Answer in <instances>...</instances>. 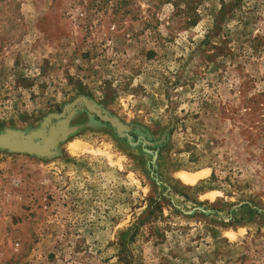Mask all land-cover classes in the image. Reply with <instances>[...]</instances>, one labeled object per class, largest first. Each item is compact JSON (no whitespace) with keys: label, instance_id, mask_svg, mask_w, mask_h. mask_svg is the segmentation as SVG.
I'll list each match as a JSON object with an SVG mask.
<instances>
[{"label":"rangeland","instance_id":"374dc122","mask_svg":"<svg viewBox=\"0 0 264 264\" xmlns=\"http://www.w3.org/2000/svg\"><path fill=\"white\" fill-rule=\"evenodd\" d=\"M80 97L0 150V264H264V0H0V133Z\"/></svg>","mask_w":264,"mask_h":264},{"label":"water","instance_id":"95a60500","mask_svg":"<svg viewBox=\"0 0 264 264\" xmlns=\"http://www.w3.org/2000/svg\"><path fill=\"white\" fill-rule=\"evenodd\" d=\"M83 103L88 110H91V105L89 101L85 98H77L69 104H66L62 108V112L58 115L51 114L47 116L43 122L40 124V128L36 131H29L26 133L19 132V131H11L7 130L0 133V150L12 152V153H20V154H27V155H35L40 157H47L51 152L49 148H53L55 142L61 137L62 133L58 135L56 133V129L52 128L47 130L46 128L49 125L50 120L52 119H61V117L69 110L73 109L77 104ZM54 140L47 142V139L50 137V133L53 132ZM47 143V144H46ZM48 154H47V153ZM47 155V156H46Z\"/></svg>","mask_w":264,"mask_h":264},{"label":"bare ground","instance_id":"6f19581e","mask_svg":"<svg viewBox=\"0 0 264 264\" xmlns=\"http://www.w3.org/2000/svg\"><path fill=\"white\" fill-rule=\"evenodd\" d=\"M90 109H92V111L93 112H95V113H97V114H99V109L98 108H96L94 105L93 106H91L90 107ZM101 114V113H100ZM66 114H64L62 117H61V119H60V123L57 125V129H56V133H58V135L59 134H63L64 133V130H65V122H66V119H67V117L65 116ZM111 122H112V124L114 125V126H116V127H118V130L120 131V130H122V129H124L123 128V126L122 125H120L116 120H111ZM53 134H55L54 133V131L53 132H51L49 135H50V137H52V139H50V138H48L47 139V142H50V141H53L54 139V135ZM47 144V143H46ZM55 144H56V142H55ZM71 146H70V150L69 151H71L72 152V154H77V152H81L83 149H85V146H82V145H80V144H78V142L76 143V144H70ZM52 149L53 148H49V151L50 152H52ZM87 149V148H86ZM84 151V150H83ZM47 153V152H46ZM48 154V153H47ZM51 154V153H50ZM50 154H48L49 156H51ZM47 156V155H46ZM48 156V157H49ZM203 176V174L201 173H199V174H194V175H189V174H184V173H181V174H179V178H180V180H181V182L183 183V184H185V185H189V186H191V185H193L194 183H196L201 177Z\"/></svg>","mask_w":264,"mask_h":264},{"label":"trees","instance_id":"16d2710c","mask_svg":"<svg viewBox=\"0 0 264 264\" xmlns=\"http://www.w3.org/2000/svg\"><path fill=\"white\" fill-rule=\"evenodd\" d=\"M152 211H150V213H151Z\"/></svg>","mask_w":264,"mask_h":264}]
</instances>
